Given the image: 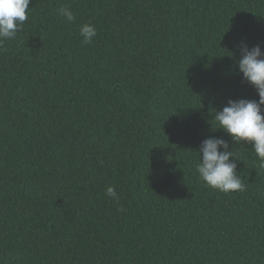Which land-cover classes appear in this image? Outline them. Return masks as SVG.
<instances>
[{"label":"trees","instance_id":"trees-1","mask_svg":"<svg viewBox=\"0 0 264 264\" xmlns=\"http://www.w3.org/2000/svg\"><path fill=\"white\" fill-rule=\"evenodd\" d=\"M27 16L0 46V264H264V168L210 125L258 99L236 60L241 41L264 50V0H31ZM210 135L244 191L199 178Z\"/></svg>","mask_w":264,"mask_h":264},{"label":"clouds","instance_id":"clouds-1","mask_svg":"<svg viewBox=\"0 0 264 264\" xmlns=\"http://www.w3.org/2000/svg\"><path fill=\"white\" fill-rule=\"evenodd\" d=\"M30 2L0 0V46L14 38L27 21ZM57 12L68 22L75 20L68 7H61ZM79 31L83 44L92 43L97 35V29L91 23L82 24ZM240 48L241 55L236 60L238 71L242 80L255 88L258 99L228 98L220 110L213 108L211 121L214 123H209L212 131L222 129L236 144L250 143L259 160L258 166L264 168V50L260 44L249 46L246 41H241ZM197 153L195 170L206 185L224 193L245 190L246 186L236 171L240 159L233 154L228 140L210 135L201 141ZM106 195L117 198L113 186L106 188Z\"/></svg>","mask_w":264,"mask_h":264}]
</instances>
